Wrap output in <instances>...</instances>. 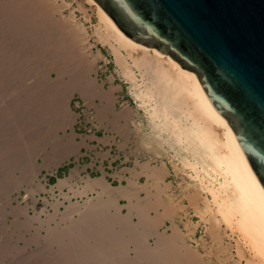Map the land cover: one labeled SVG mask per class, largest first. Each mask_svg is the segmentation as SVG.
Returning <instances> with one entry per match:
<instances>
[{
  "label": "bare ground",
  "instance_id": "bare-ground-1",
  "mask_svg": "<svg viewBox=\"0 0 264 264\" xmlns=\"http://www.w3.org/2000/svg\"><path fill=\"white\" fill-rule=\"evenodd\" d=\"M76 1L78 19L66 0H0V212L4 219L12 214L11 223H31L27 215L19 220L28 206H14V193L35 183L43 167L80 155L74 92L122 135H139V148L151 150L156 163H136L117 186L104 175L86 178L72 190L83 202L64 196L63 212L61 202L53 203L49 220L61 215L69 225L52 229L26 254L0 240V264H264V189L196 74L127 39L94 0ZM84 3L96 24L86 26ZM97 42L130 85L134 108L117 112V88L96 82L97 61L104 59L92 50ZM171 171L181 176L176 185L168 181ZM65 184L59 179V187ZM198 226L210 244L196 238Z\"/></svg>",
  "mask_w": 264,
  "mask_h": 264
},
{
  "label": "water",
  "instance_id": "water-1",
  "mask_svg": "<svg viewBox=\"0 0 264 264\" xmlns=\"http://www.w3.org/2000/svg\"><path fill=\"white\" fill-rule=\"evenodd\" d=\"M129 40L198 77L264 189V0H94Z\"/></svg>",
  "mask_w": 264,
  "mask_h": 264
},
{
  "label": "rangeland",
  "instance_id": "rangeland-1",
  "mask_svg": "<svg viewBox=\"0 0 264 264\" xmlns=\"http://www.w3.org/2000/svg\"><path fill=\"white\" fill-rule=\"evenodd\" d=\"M66 1L70 3V7L74 10L77 19L82 18L83 14L82 11L77 8V1ZM84 6L89 16V22L85 20L86 26L96 24L97 21L95 20L97 19L91 6L86 3H84ZM67 10L69 11V9L63 10V14H67ZM91 42L93 43V40ZM98 49L103 54L104 59L97 61L95 74L93 73L96 82L100 84L104 90H108L112 85L117 88L114 92V105L117 112L121 111L125 106L134 108L135 103L129 92L130 85H128L127 81H125L122 75L117 71L113 56L107 47L97 42L93 45L92 50L95 52ZM52 76L55 77V74L53 73ZM93 102L99 104L100 99L95 98ZM70 107L77 115V120L74 124V140L79 143L83 142L80 148V155L77 156V158L74 155L71 156V158L59 164L58 167H43L38 173L35 183L25 185L20 189V194L14 193V206L20 202L22 206L27 204V206L30 207H27L25 214L19 215V220H25V215H27L32 218L31 223H11V221H14L13 215L9 214L4 219L3 213L1 214L0 212V240L23 247L19 249L21 254H26L41 247L52 229L60 231L66 227V225H69V223H60L61 215L57 216L56 219L54 218V220H49V215L55 212L53 203H57V200L59 203L61 202V205L58 206V210L63 212L65 210L64 206L68 204L64 196L69 197L73 202H76V200L83 202V198L86 197L81 198L78 195H74L72 190L84 185V180L86 178H95L104 175L105 179L112 186H117L121 183H126L127 178L130 177L129 169H132L136 163L145 161H151L152 165L156 163L155 160L157 158L151 150L142 147L139 148V135L131 134L129 137L122 135L121 132L116 131L111 124L101 121V119L97 117L95 106L89 103L81 93L74 92L70 100ZM60 135H62V131H60ZM159 157V160L162 159L164 162L168 163L169 167L171 166L164 154ZM41 160L42 157H39V163H42ZM180 177V175L174 176L173 171H171L168 181H172L173 185H176ZM59 179H67V184L59 187ZM138 179L141 183L146 180L143 174L140 175ZM36 183H40L43 188H37ZM30 188H34L35 190L31 191ZM92 194L93 193H90V195ZM120 203L124 205L126 201L121 199ZM122 213H127L125 207L122 208ZM45 220H49V223H42ZM193 220L196 221L197 218L194 217ZM166 224L167 226L170 225L168 221ZM7 228H9V230H7ZM201 228L202 226H198L195 236L196 238L203 236L205 242H207L209 236H207L204 229ZM168 232L170 233L171 231L169 230ZM150 242L152 243L153 240L151 239ZM208 242H210V240ZM193 245L195 244L193 243ZM129 254H131V256L133 255L132 252H129Z\"/></svg>",
  "mask_w": 264,
  "mask_h": 264
}]
</instances>
